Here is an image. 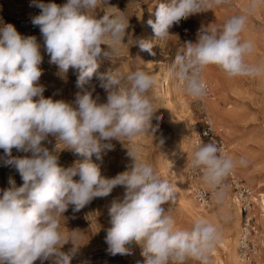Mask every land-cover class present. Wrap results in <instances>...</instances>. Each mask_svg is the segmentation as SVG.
<instances>
[{"label": "clouds", "instance_id": "9594fccd", "mask_svg": "<svg viewBox=\"0 0 264 264\" xmlns=\"http://www.w3.org/2000/svg\"><path fill=\"white\" fill-rule=\"evenodd\" d=\"M224 2L168 0L158 4L155 19H148L147 24L155 37L162 39L170 35L174 24ZM98 3H30V7L40 9L32 23L40 28L49 62L62 73L70 68L78 70L76 87L80 91L72 103L44 97L45 87L39 83L43 57L37 38L21 36L10 23L0 27V149L4 164L13 166L23 181L17 186L10 177L9 187L0 189V264H34L37 260L41 264L48 260L71 264L75 249L61 250L69 241L60 231V217L70 205L79 211L94 198L108 196L117 186L125 191L109 208L111 227L106 230L105 243L110 255L131 254L126 245L135 242L142 249L143 264H185L188 259L209 264V253L219 240L216 227L198 219L187 230L176 229L173 216L164 207L175 200L173 187L141 158L138 146L128 149L130 168L115 177L102 176L100 165L92 160L95 156L102 161L112 149L113 139L131 140L148 131L156 112L147 95L156 83L152 75L137 69L127 75L129 83L122 84L121 74L98 72L102 58L119 53L128 28L123 17L105 13L97 18ZM258 4L259 0H251L248 10ZM245 22V15L232 16L219 27L200 30L195 43H185L170 69L182 92L192 99L205 96L202 73L210 65L229 78L261 74L264 69L245 62L253 51L250 41L241 40ZM131 45L155 55L153 40L131 37ZM94 76L107 93L106 103L93 98L95 86L91 91L86 87ZM49 135L84 159L68 168L60 166L58 154L42 144ZM164 142L160 138L159 144ZM13 148L31 155L14 157ZM244 163L243 158L234 161L221 154L215 143L202 140L195 143L190 160L191 168L214 189L217 203L224 196L220 190L224 179L237 164Z\"/></svg>", "mask_w": 264, "mask_h": 264}, {"label": "rangeland", "instance_id": "374dc122", "mask_svg": "<svg viewBox=\"0 0 264 264\" xmlns=\"http://www.w3.org/2000/svg\"><path fill=\"white\" fill-rule=\"evenodd\" d=\"M42 2L45 4L54 2L63 5L67 0H42ZM161 2L166 3L168 0H99L98 7L95 10L97 18L108 13L123 17L128 21L127 35L118 46L119 53H114L110 59L102 58L98 72L112 71L119 73L122 77L121 83L127 84L129 83L126 79L127 75L137 69H142L152 75L156 81L147 93L156 110L149 130L131 140L127 138L122 139V141L113 139L111 141L113 147L111 150L106 151L102 161H97L95 156L92 157L93 162L100 165L101 174L104 177H115L118 173L130 168L132 159L127 153L128 149L135 145L141 149V158L154 166L162 180L169 182L166 166L171 167L169 162L173 161V154L176 155L178 152L176 142L180 135L181 125L185 121L191 120L195 129L196 122L201 118V108H204L207 114L208 111L204 98L202 99V105L200 102L190 99L180 90L177 81L178 90L181 91L183 96L182 103L186 106L180 109L175 95L172 94V96L167 97L164 93L165 81H162L159 87V78L162 72L170 71L175 56L184 51L186 42H196L200 30L219 27L232 16L245 15L246 22L241 33V40L242 42L250 41L253 44V51L245 57V62L251 66L264 69V0H259L258 6L252 11L248 10L251 0H225L220 5H214L211 10L192 15L185 20H181L179 24H174L169 29V36L158 39L147 21L150 18L155 19L153 13ZM30 3L31 0H0V27L10 23L15 26L21 36H35L37 38V42L41 45V55L43 57L40 65L43 74L39 83L45 87L44 97H52L53 100H64L72 103L75 100L76 93L80 91L76 87L78 70L70 68L67 73H62L57 65L49 62L50 56L44 49L40 28L32 23V17L38 15L40 9L34 6L30 7ZM131 37H143L153 40L152 51L155 55L141 51L137 45H131ZM102 48H107V46L102 45ZM202 76L209 84L210 96H215L217 92H225L224 90L231 88V78L222 74L221 69L217 66H208L203 71ZM172 77L177 80L173 74ZM232 79L237 81L235 84L240 85L241 89L238 90V95L233 92L227 93L233 99H237L238 105L241 106V115L234 123L229 125V130L234 132L229 138L231 141L230 148L229 142L223 137L221 124L212 116L211 120L226 144L227 150L232 151V159L234 161L244 159L245 163L237 164L234 169L237 172L236 174L240 176L241 183L246 184L244 186L249 190L251 198V191L254 188L249 185L243 175L250 176L253 183L263 179L264 184V70L256 77L237 76ZM92 86H95V90L92 92L93 98H98V103H106L107 93L99 87V81L95 76L91 81V85L86 87L91 91ZM216 97L223 108L232 104V101L228 98ZM160 138L165 141L163 145L159 144ZM42 144L50 151L58 154V164L65 168L71 167L76 161L84 159V157L74 154L72 150L64 149L66 145L63 142H57L56 137L52 135H49ZM30 155L31 153L12 149V156L14 157L22 158ZM3 157V149H0V189L9 187L10 177L15 180L17 186H21L23 181L19 172L13 166H6ZM188 159L189 157H187L184 165L185 171L183 170L185 175ZM74 179L78 180V177H74ZM259 189L264 190V186ZM124 191L123 186H117L108 196L94 198L79 211H73L74 206L70 205L68 210L60 217V231L69 241L63 245L61 250L69 252L75 249L71 264H143L142 249L135 242L126 245L131 251L129 255L112 256L106 251V230L111 227L109 208L113 200L123 197ZM164 207L166 210L168 208L173 216L176 229L187 230L196 221L177 202L176 198L174 202ZM249 214L253 216L257 228L252 237L253 242L256 244V250L250 255L249 260L243 261L241 259L239 253V236L243 217L241 215L236 251H238L237 254L241 264H264V230L257 221V211L252 201ZM221 222L226 226L230 224L225 219H221ZM229 240V233H226L223 241L228 245ZM226 253V249L217 242L209 253V264H220V259L224 261V264H227ZM34 264H41V261L37 260ZM44 264H52V261H44ZM185 264H200V262L188 259Z\"/></svg>", "mask_w": 264, "mask_h": 264}, {"label": "bare ground", "instance_id": "6f19581e", "mask_svg": "<svg viewBox=\"0 0 264 264\" xmlns=\"http://www.w3.org/2000/svg\"><path fill=\"white\" fill-rule=\"evenodd\" d=\"M222 74H224L223 71ZM162 81L163 82L165 81L163 91L164 93H166L167 97L168 96L170 97V95L172 96V94H174L179 108L181 109L182 107H184L185 104L182 103L183 96L181 91L178 90L177 80H175L172 77V74L170 73L169 70H166L161 73L158 84L159 87ZM236 82H237L236 80H233L231 78L230 89L227 88L226 90H224L225 92L223 91L217 92L215 96H210L208 93V95L202 97V99L204 98L209 117L211 118L212 116L219 124H221L222 132H223L222 134L224 139L227 142H229V148L231 147V141L229 138L234 134L233 131L229 130V125L234 123V121L237 118H239L241 115V111H240L241 106L238 105L239 103L237 99L235 98L233 99V97H231V95L227 93V92H233L234 94L237 95L239 94L238 90L241 89L240 88L241 86L235 84ZM216 96L228 98L232 101V104L226 108H223L221 107ZM179 131H180V135L176 142L177 143L176 147L178 152L176 155H174L175 153L173 154V161L175 162L174 163L173 161L169 162V165H171V167L169 168L168 166H166L168 180L171 186L173 187L175 198L177 202L188 212V214L192 216V218H194L195 220L202 219L207 223H210L216 227L217 232L219 234L218 243H220L227 251L226 253L227 264H241L240 262L241 260L239 259V256L237 254L238 251H236L237 234L239 232V223L242 215L240 208V201L237 197V194L233 191V189L231 191V188H229L227 185L224 187V191H223L224 196L220 204L216 202L215 204H212L213 206L210 205L211 207L208 206L206 207V206H202L194 199V197L189 192V178L187 176V173L185 175L183 172L186 159L187 157H190L192 151L193 138L195 135V129L192 126V121L191 120L185 121L183 125H181ZM226 156L232 158V151L227 150ZM188 164H189V159L187 165ZM235 173L237 172L235 171ZM236 176L240 179V176L238 174H236ZM243 177L247 180L249 185L252 188H254V190L251 191V198L249 196L250 194L248 195V201L253 202V205L255 206L257 211V217H258L257 221L261 224L264 230V190L259 189L262 188V186H264L263 179H260L255 183H253L250 176L243 175ZM244 185L246 186V184ZM244 185L242 184V186ZM249 198L251 201L249 200ZM249 213H250V207H249ZM221 219H225L226 222L230 224L228 226L223 225ZM226 233H229V237H230L228 245H226L225 242L223 241ZM219 263L224 264V261L220 259Z\"/></svg>", "mask_w": 264, "mask_h": 264}, {"label": "built area", "instance_id": "2783aa9c", "mask_svg": "<svg viewBox=\"0 0 264 264\" xmlns=\"http://www.w3.org/2000/svg\"><path fill=\"white\" fill-rule=\"evenodd\" d=\"M206 84V95L209 93V84L202 77ZM180 85V84H179ZM205 95V96H206ZM192 99V98H190ZM203 104L202 98L193 99ZM202 107V106H201ZM201 118L195 125V135L193 138L192 151L189 157V164L186 170L187 176L189 178V192L194 197V199L202 206H210L216 203L214 198V189L207 186L201 178V173L198 170H194L190 166V160L192 157V152L194 151V145L197 141H203L205 143L212 142L215 143L220 149L221 154L226 156L227 146L217 133L214 123L208 116L204 108H201ZM207 132L208 135H204ZM230 186L233 191L237 194L240 201V208L242 212V225L240 229L239 236V253L243 261L249 260L250 255L255 252L256 244L253 242L252 237L256 233L257 228L253 219V216L249 214V207L251 202L248 201V195L250 194L247 187L242 186L241 180L236 176L235 170L224 179L220 190L224 191L225 186Z\"/></svg>", "mask_w": 264, "mask_h": 264}]
</instances>
